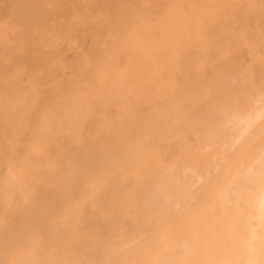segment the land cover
<instances>
[{"label":"bare ground","instance_id":"obj_1","mask_svg":"<svg viewBox=\"0 0 264 264\" xmlns=\"http://www.w3.org/2000/svg\"><path fill=\"white\" fill-rule=\"evenodd\" d=\"M263 67L264 0H0V264H259L264 217L247 185L264 170L263 86L246 111L198 112L191 126L218 152L182 176L143 165L132 211L94 239L63 222L101 176L97 193L125 194L117 179L164 128L165 84H215L219 98ZM240 146L246 159L228 165Z\"/></svg>","mask_w":264,"mask_h":264},{"label":"rangeland","instance_id":"obj_2","mask_svg":"<svg viewBox=\"0 0 264 264\" xmlns=\"http://www.w3.org/2000/svg\"><path fill=\"white\" fill-rule=\"evenodd\" d=\"M78 36H79V39L77 40L78 41V43H77L78 48H80L81 50L87 49L90 45L89 38L87 36H84L83 31L81 29H79V31H78ZM226 36L227 35H225V38H226ZM231 36H230V38H231ZM236 37L239 38L238 36H235V38ZM254 37H256V36H254ZM75 53H76L75 50H66V48H65V56H66L67 62H69L73 59ZM244 58L248 62L247 57L244 56L242 58V60ZM260 70H261V75L263 78L262 77H259V78L256 77L258 81L256 79H251V82H249V80H239V81L231 84V86H228L230 88L233 86L231 89L230 88L227 89L228 87H226L227 90L225 89L226 90L225 92H223V91L221 92L220 89H216L217 90L216 91L217 96H218V91H220L221 94L223 93V95L221 97L218 96L219 98H216L215 95L213 96V94H212V91H213V93H215V89H213L215 84L214 85L212 84L213 86L211 85L212 86L211 87L210 84H208L209 85L208 86L207 83L205 84V82H202V84H197L195 86H194V84L181 85V87L183 89H181V87L177 88L176 87L177 85L170 86V84H165L163 95H162L164 97H160L159 101H158V99H155L159 103L155 102V100L151 101L152 99L149 97V99H148L149 104H151V102H155L157 104H160L159 105L160 108H156V109H161V111L164 110V112H165V113L163 112L165 115V117H163V118H166L165 122L162 119L164 128L162 131L159 132L155 144L153 146L149 147L148 150H146V153L143 157V160L138 161L136 163L137 165L135 167L123 172L121 174V176H119V178L117 179L121 182L122 185H124L125 194L119 195L115 190H112V193H110V196H108V197L104 196L103 197V195L100 193H97L96 190L100 186L103 190V188H104L103 186L106 184V180L102 176L99 177L97 180L98 186L95 189V191L88 190V191L84 192L80 198L74 200L72 208L70 209L69 214L65 217L64 222H63L64 223L63 226L67 230L66 233L70 234V236L76 237L79 240H82L83 242H85L88 239H94V236L98 235V233H100L102 230L107 228V226H108L107 223L109 221V218H111L117 214H119V216H122V215H126V214L130 213L133 209V201L131 202V200L133 198V192H134L135 186L141 182L140 181V179H141V171L140 170H141V167L143 165L146 166V168H147L146 174H148L149 172L152 171L151 169L159 163L162 164L163 168L169 167V166H171V164L174 163V165H172V166L177 167L176 164L178 165L176 172H174L175 173L174 176H177V175L182 176L183 172H184V168L186 166H188L190 163L198 162L199 159L202 161H205L208 158L210 159L215 153L218 152V149L216 150L215 148H212V149H215V151H214L211 149L207 150L206 145H205L206 149L202 147V144H203V146L205 144V143H203V141H201V139L205 140V137L201 138L203 136H202V133H200V131L203 128L202 129L199 128L200 131L195 130L198 127V125H200V124H198L196 126L195 124H197V122H198L197 119L203 120V119H205L206 116H205V112L202 113L204 115H202L201 113H198V112L206 111L207 112L206 115L208 118L209 117L208 113L212 112V111H214V113H215L216 108L222 109V107H223L224 109H226V111H227V109H231V110H228L227 113L235 112L237 110H238V112L246 111L247 108H249L250 106L253 105V98H254L253 92L256 91L255 93H257L258 91L263 90L261 88V86H263V88H264V82H263L264 81V67L262 69L260 68ZM193 86H194V88H193ZM256 87L258 90L256 89ZM180 89H181V91H180ZM194 89H195V92H193ZM208 89H209V92H208ZM252 90H253V92H252ZM198 92L200 94L197 96ZM220 92H219V95H221ZM224 93H225V95H224ZM209 94H210V96H209ZM172 95H173V97H172ZM202 97L205 98L203 100V102H202V99H203ZM212 97H214V98H212ZM197 98L200 100H197ZM174 100H175V102H174ZM210 101H213V103H210ZM160 102H162L163 104ZM169 104H170V106H169ZM200 104H201V106H199ZM205 105H206V108H205ZM166 106H168V107H166ZM215 106H218V107L215 108ZM211 107L214 109H212ZM208 108L209 109L211 108V111ZM194 110H196L197 112H195ZM193 111L195 113V117L193 119H191L192 118L191 112H193ZM184 113L185 114L187 113V115H186L187 118L183 119V120L189 119L190 121L187 120L189 122H187V121L184 122L181 120L182 118L181 119L177 118V117H185ZM194 113H192L193 116H194ZM196 113H198V114H196ZM189 114L191 116H189ZM196 115H198V116L201 115V116H200V118H197L198 116L196 117ZM188 116L190 118H188ZM172 118L173 119L176 118L175 120H177V122L178 121H182V122H179L180 124L179 123L175 124V122H173L174 120ZM195 118H196V121H195ZM193 120L195 122V124H193V126L195 125V127H196L195 129L191 126V122H193ZM168 121L169 122L171 121L170 124H174V125L171 126L170 124H168ZM164 123H167V125H170V126L167 128L166 125L164 126ZM177 124H179V126H178L179 128H177V130H176L173 126H177ZM189 124L193 129H191V127H189ZM170 127H172V128L170 129ZM173 129H174V131H173ZM206 129L204 127V132ZM164 130H167V131L163 132ZM168 130H170L169 131L170 134L166 133V132H168ZM207 130H209V129H207ZM207 130H206V132H207ZM225 130H226L225 131V133H226L225 136H226L229 132H227L228 131L227 129H225ZM174 134H175V136H174ZM225 136H223V137H225ZM206 139H207V137H206ZM221 139H222V137L220 138V140ZM220 140L218 139V142ZM200 141H201V143H200ZM207 142L208 141L206 140V144L209 145L210 142H208V143ZM212 142H214V141H212ZM213 144H210V146ZM215 144H217V143H215ZM201 147L203 149H205L204 153H203ZM253 147H254V145H253ZM241 149H243V148L240 146L237 148V150H235V152L229 153V156H228L229 159L227 158V161L229 162L228 165L231 164L229 160L231 159V162H232V160H233L232 156H234L235 153H237L241 156V154L243 153L242 152L243 150L241 151ZM210 150L213 152H209ZM238 150H240V151H238ZM198 152H201L202 155L199 154ZM240 152H242V153H240ZM245 152L246 151H244V153ZM197 153H198V155H197ZM247 153H249V151H247ZM231 154H232V156H231ZM237 154H236V158H235L236 160H237ZM243 155L244 154H242L241 157H238L240 159V160H238V163L242 162V159L243 160L246 159L245 158L246 155H244L245 157ZM247 155H249V154H247ZM235 159H234V161H236ZM234 161H233V163H235ZM233 163L231 165H233ZM165 164H166V166H165ZM147 186H149V185H147ZM118 235H119V230H114V231H111L109 237L112 241L115 238H117ZM34 264H52V263L49 262L48 258H45V260L37 261Z\"/></svg>","mask_w":264,"mask_h":264},{"label":"clouds","instance_id":"obj_3","mask_svg":"<svg viewBox=\"0 0 264 264\" xmlns=\"http://www.w3.org/2000/svg\"><path fill=\"white\" fill-rule=\"evenodd\" d=\"M247 188L249 189V196L253 200H258L261 215L264 217V170L261 171L257 180L247 185ZM260 230L262 238H264V221L261 223ZM262 256H264V248H262ZM259 264H264V258L259 261Z\"/></svg>","mask_w":264,"mask_h":264},{"label":"snow or ice","instance_id":"obj_4","mask_svg":"<svg viewBox=\"0 0 264 264\" xmlns=\"http://www.w3.org/2000/svg\"><path fill=\"white\" fill-rule=\"evenodd\" d=\"M262 166H264V158H262Z\"/></svg>","mask_w":264,"mask_h":264}]
</instances>
